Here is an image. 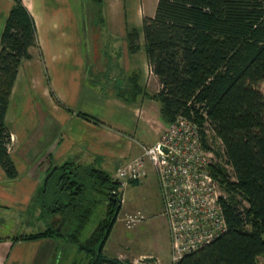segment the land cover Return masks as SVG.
<instances>
[{"label":"trees","instance_id":"trees-1","mask_svg":"<svg viewBox=\"0 0 264 264\" xmlns=\"http://www.w3.org/2000/svg\"><path fill=\"white\" fill-rule=\"evenodd\" d=\"M143 32L160 88L151 94L142 86L134 88L136 82L121 91L123 97L143 94L158 99L167 123L180 115L195 120L210 148L208 123L222 141L226 164L233 171L231 175L217 162L210 167L229 194L222 198L227 231L177 264H260L259 257L264 256V0H158L155 14L143 18ZM138 38L133 31L132 51L139 49ZM34 47H40L34 16L23 0H14L0 47V164L8 179L17 178L19 171L9 151L6 114L19 68L33 56ZM118 186L110 172L95 164L54 165L38 194L47 227L14 240H56L58 250L62 249L56 264H124L104 252L122 207L119 197H111ZM238 192L248 206L236 196Z\"/></svg>","mask_w":264,"mask_h":264},{"label":"crops","instance_id":"crops-1","mask_svg":"<svg viewBox=\"0 0 264 264\" xmlns=\"http://www.w3.org/2000/svg\"><path fill=\"white\" fill-rule=\"evenodd\" d=\"M23 1L34 16L40 47L32 48L33 56L22 62L6 114L9 151L19 176L8 179L0 164V218L12 213L29 217L28 224L37 222L44 230L48 220L44 221L38 194L54 165L76 161L116 171L141 153V144L156 143L167 124L159 101L122 95L136 82L134 88L147 89L150 72L160 88L149 60L127 48L131 24L126 18L113 16L107 5L106 19L102 18L106 33L97 40L89 34L86 53L84 21L73 0ZM13 5L14 0H0V47ZM97 42L113 61L94 59ZM51 89L59 100H52ZM53 123L57 127L50 130ZM57 247L52 238L4 240L0 264H47Z\"/></svg>","mask_w":264,"mask_h":264},{"label":"rangeland","instance_id":"rangeland-1","mask_svg":"<svg viewBox=\"0 0 264 264\" xmlns=\"http://www.w3.org/2000/svg\"><path fill=\"white\" fill-rule=\"evenodd\" d=\"M157 3L158 0H73L72 5L75 6L77 4V12L80 13L81 11L84 21L83 33L85 52H88L87 38L89 34L95 36L97 40L100 38L101 34L104 35L106 33L104 28L106 26L103 25L102 18L106 19V7L109 5L113 16L120 14V16L126 18V21L131 24L130 26L128 25L129 29L126 35L129 52L131 54L141 53V56H145L149 60L143 32V18L144 16H152L155 14ZM133 31H137L139 35V38L136 41L139 47L137 51H132L131 47ZM99 42H97V45L95 46L97 54L94 59L100 61L104 60L102 63L108 64L110 60L113 61V57L107 54L109 51L107 52V50L103 51L100 49L101 42ZM134 76H137V74H134L133 77ZM147 82L148 87L145 89L146 92L151 94L158 92L157 81H154L151 77V72L148 76ZM262 88L264 89V82L262 83ZM50 95L52 100H59L53 89L50 90ZM39 113L41 114L40 108ZM25 123H28V121ZM165 123L167 124V127L171 124L167 122ZM7 125H9V123H7ZM56 127V123H53L49 129L54 130ZM208 130L209 135L207 140L210 149L214 154L212 161L223 165L228 172L233 175L231 167L226 164L222 141L215 136L211 128ZM142 145L144 144H141L140 146ZM129 162L119 165L116 171L109 168V172L114 178H116L118 169L122 166H126ZM135 181L137 182H130L126 186V189L121 191L122 197L125 198V201L120 202L122 205L121 211L104 252L108 257L119 259L124 264H140L139 261L141 257L145 255L158 256L164 262L163 264H170V226L169 220L164 214L165 200L162 195L156 172L153 168H150L148 175L145 178ZM118 189L119 186L117 190ZM222 192L227 194V196L229 195L227 190L223 188ZM236 196L240 199H244L243 195L239 192ZM115 197H118L117 193H115ZM244 205H249L245 199ZM136 214L139 215V220L136 222H129L130 216H135ZM30 219L31 218L29 217H17L14 213H12L11 216L4 215L3 218H0V242L4 240L13 241L17 236L39 232L43 229L42 226L38 227L37 222L28 224L27 221ZM46 219L47 218L44 217V221ZM40 224L42 223L40 222ZM3 248L5 247L3 246ZM57 248L53 251L47 264H51L57 256L59 259L62 249L58 250ZM259 262L260 264H264V256L259 257Z\"/></svg>","mask_w":264,"mask_h":264},{"label":"built area","instance_id":"built-area-1","mask_svg":"<svg viewBox=\"0 0 264 264\" xmlns=\"http://www.w3.org/2000/svg\"><path fill=\"white\" fill-rule=\"evenodd\" d=\"M208 129L207 125V133ZM141 148L138 156L118 169L119 189L115 193L124 202L121 191L130 182L145 178L153 168L165 200L164 214L169 220L170 264H177L186 254L199 250L227 231L222 204L227 194L211 173L214 154L206 147L201 127L195 120L178 116L156 143L144 144ZM129 219L136 222L139 215ZM139 262L164 263L153 255L142 256Z\"/></svg>","mask_w":264,"mask_h":264},{"label":"water","instance_id":"water-1","mask_svg":"<svg viewBox=\"0 0 264 264\" xmlns=\"http://www.w3.org/2000/svg\"><path fill=\"white\" fill-rule=\"evenodd\" d=\"M111 197H112V199H115V198H116V197H115V193H113Z\"/></svg>","mask_w":264,"mask_h":264}]
</instances>
